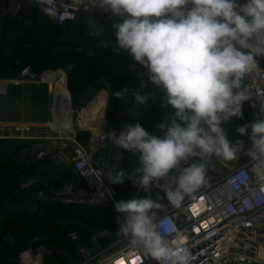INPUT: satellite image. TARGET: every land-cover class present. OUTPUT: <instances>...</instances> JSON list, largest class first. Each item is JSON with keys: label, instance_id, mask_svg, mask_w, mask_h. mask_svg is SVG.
I'll return each instance as SVG.
<instances>
[{"label": "clouds", "instance_id": "obj_1", "mask_svg": "<svg viewBox=\"0 0 264 264\" xmlns=\"http://www.w3.org/2000/svg\"><path fill=\"white\" fill-rule=\"evenodd\" d=\"M50 18H58L57 0H36ZM113 15L127 18L115 24L113 51H123L142 66L147 80L162 88L163 103L174 111L157 125L153 135L141 124L128 125L113 141L138 161L135 173L148 187L164 181L166 198L179 207L186 195L206 183L213 156L236 159L244 149L241 139H228L222 127L242 118L250 99L245 76L264 57V0H87ZM94 35L96 33H93ZM107 47V45H105ZM120 98L123 93H114ZM134 98L144 105L149 96L139 90ZM251 129L250 133L248 129ZM247 135V155L264 164V119L236 129ZM200 162L188 164L190 158ZM182 162L187 166H182ZM113 184L125 181V171L108 173ZM162 205L151 198L114 204L118 231L157 264H190L186 247H174L157 221Z\"/></svg>", "mask_w": 264, "mask_h": 264}, {"label": "rangeland", "instance_id": "obj_2", "mask_svg": "<svg viewBox=\"0 0 264 264\" xmlns=\"http://www.w3.org/2000/svg\"><path fill=\"white\" fill-rule=\"evenodd\" d=\"M34 17L43 24L48 23L40 6L33 2L0 0V38L3 36V30L8 25L12 26V30H17L20 27L27 29L32 24ZM12 23H18L19 25L14 26ZM116 31L117 29L113 23L105 21L98 14L81 15L78 25L59 32L53 30V33L58 34V53L56 55L52 50L53 55L47 59V61L50 62L51 60L52 62V66H48L47 70H61L66 76L67 87L68 83L69 86L72 84L71 74L74 68L72 64L85 67L83 78H80V73L76 70L73 75V82L76 86H79L75 96H71L74 111L92 102L98 93H105L107 95L104 110L107 121L106 134H108V130H111L109 134L112 137V132L115 129L117 132H121L131 124L132 114L150 113V109L152 110L153 106L158 105L163 100L161 93H159L163 92L162 88L147 80L146 69L136 64L123 51H113L115 47L113 43L116 42ZM15 56L9 57L10 62L15 60ZM261 65L264 67V58L261 60ZM106 69L117 71L120 74L127 73V71L131 73L128 72V78L120 81L117 78L103 74L102 70L105 71ZM8 75L6 72H0V80L12 78ZM117 82L124 85L118 90L123 93L120 98L114 95L117 92L115 90ZM137 90L141 93L145 91L149 99L153 100V103L151 105L136 103V106L132 107L131 102L134 98V92ZM153 90L154 93H152ZM159 110L160 115H156L154 119V135L157 136L161 135L157 125L164 121L162 107H159ZM118 115L121 118L116 121ZM76 119L77 116L74 115L73 122H75L74 125H76L78 131L79 124ZM252 120L253 118L249 117L241 125L235 124L234 121L233 125L227 122L228 125L224 128L227 131L231 128L233 130V132L227 133L228 139L232 141L236 139L243 140L245 143L244 149L237 154L236 159L231 161L213 156L206 173V183L192 194L206 188L240 163L251 159L247 155L250 140L247 135L238 136L236 129L246 123L250 124ZM248 132L250 133L249 129ZM75 139L84 148L90 149L92 156L98 162L100 152L104 150L103 146L106 141L104 143L92 141L87 133L80 134L79 131L76 132ZM15 142L29 144L34 141ZM42 150L46 153V158L43 161L35 159L39 166L35 170L26 172L25 175L21 174L20 178L10 179L12 186L8 188L9 190L3 191L5 195L0 196L3 197L0 198V205L3 204V208H1L3 212L0 211V240L3 238L1 236L9 235L10 230L15 229V224H12L8 228V233L4 231V221L9 217L5 216L4 213H16L17 211H26L30 217H37L36 219L42 217L38 221L43 225L45 224L47 230L53 232V236L52 238L47 237V234H42L39 231L24 233L27 236L20 243L22 247L19 249L20 244L16 243L15 239L9 235L4 241L2 240L6 244H2L0 241V264H95L118 250L117 248L123 238V234L118 231L116 222L118 217L109 205L92 195L87 180L77 176L72 171V174L67 172V170H70V168L68 169L70 166L67 160L69 150L66 145L60 150L59 156L53 159L49 147L45 146ZM35 155L34 157H36ZM131 157L134 158L132 153L125 152L122 164L117 169H113L111 166L103 167L107 180L110 179L108 175L110 170L113 174L120 169L125 171V181L123 183L113 184L108 181L118 202L147 197L160 203L162 207L171 205L166 198L164 181L159 182L158 185L153 182L148 187L142 185L139 174L134 171L138 164L131 162ZM193 162H200V158H190L187 163L191 164ZM182 166L187 165L182 162ZM130 181L133 184L132 187H130ZM206 184L207 186L204 187ZM190 195H186L184 200ZM51 199L56 201H51ZM48 204H53V206ZM53 210H58L60 213L58 217H47L48 212ZM103 210H106L107 214L100 216L103 215ZM154 211L157 215L160 213V209ZM16 227L18 226L16 225ZM16 250L17 253L14 256L6 260L3 258L4 253Z\"/></svg>", "mask_w": 264, "mask_h": 264}, {"label": "built area", "instance_id": "obj_3", "mask_svg": "<svg viewBox=\"0 0 264 264\" xmlns=\"http://www.w3.org/2000/svg\"><path fill=\"white\" fill-rule=\"evenodd\" d=\"M35 4L36 0H25ZM40 6L42 12L44 5ZM58 18H49L63 26L79 20L81 15L98 14L109 23H122L124 16L113 15L87 0H57ZM256 57V65L245 76L243 84L250 95L249 106L255 118L264 119V67ZM19 77L27 83L44 86L50 97L49 121L43 125L6 123L0 118L1 141H50L60 140L69 150V166L73 173L84 178L92 195L109 205L119 218L123 214L114 209L118 199L109 185L103 167L74 136V111L67 79L61 70H44L34 73L24 67ZM7 81L0 80V105L6 95ZM107 95L98 93L92 102L78 113V128L89 132L92 141L104 143V110ZM251 131V129L249 128ZM46 157L39 151L37 160ZM161 181L154 182L158 185ZM166 238L174 247H186L192 260L190 264H264V164L260 161H244L206 188L191 194L179 207H162L157 215ZM120 247V248H119ZM118 250L95 264H157L142 249L135 247L129 237L123 235ZM27 256V255H26Z\"/></svg>", "mask_w": 264, "mask_h": 264}, {"label": "trees", "instance_id": "obj_4", "mask_svg": "<svg viewBox=\"0 0 264 264\" xmlns=\"http://www.w3.org/2000/svg\"><path fill=\"white\" fill-rule=\"evenodd\" d=\"M36 17L33 18L32 24L27 28H17V30L13 29L12 26L8 25L3 30V36L0 38V72L1 73H8V77H15L24 67L29 66L34 73H39L41 71L47 70L48 66H52V62L50 60L47 61L48 58H50L53 54V51L58 53V34L56 32L62 31L64 29L76 26L79 24V20L72 24H66L63 26H58L54 24L53 22H48L47 24H37L34 20ZM112 24V23H111ZM118 23H113V25ZM14 26H18V23H12ZM56 32L53 33V30ZM17 53V54H15ZM12 55L15 56V60L10 62V58ZM73 65V71L71 74V82L72 84L68 83V90L70 92V96H75L77 88L79 86H76L73 82V75L75 73V70L80 73V78H83L85 67H80L78 65ZM23 66V67H22ZM21 67V69H20ZM51 69V68H50ZM103 74L108 75L113 78H117L120 81H123V79L128 78V72L120 74L117 71L113 70H102ZM131 73V72H129ZM79 78V79H80ZM118 84L115 85V90L118 91L122 85L120 82H117ZM147 91V89H146ZM155 91L153 90L152 93ZM160 95L163 99V92ZM142 94L147 93L145 91L142 92ZM161 103L156 106L152 107V110L150 109V117L152 118L151 121H149V118L147 116V113H141L142 115L139 117L138 121H135L134 119H131L130 125H135L136 123L141 124L142 127L147 130V127L155 122L152 121L155 119L156 115H160L159 107ZM28 143H21V142H15V141H1L0 142V196L5 195L3 194V191H6L8 188L12 186V183L10 182V179L14 178H20L21 174H24L30 170H35L39 165L37 162H34L31 166H25L24 164L18 162L17 155L18 152L26 146H28ZM125 152L128 153L127 150ZM43 161V160H42ZM71 168V167H70ZM72 171V170H71ZM73 172V171H72ZM9 190V189H8ZM1 199L3 197H0ZM2 201V200H1ZM50 206H53V204H48ZM3 204L0 205V211L3 212ZM60 213L58 210H53L48 212L47 217H58ZM106 210H103V215H106ZM5 216H9L7 220L4 221V231L6 233L9 232L8 228L15 224V229L10 230L8 233L12 238L15 239L16 243L20 244L23 242L24 238H26L27 232H34L37 231L41 232L42 234H47V237L52 238V231H48L45 224L43 225L38 220L42 217H38L39 219H36L34 217H30L29 214L26 211H17L14 212H8L4 213ZM20 215V216H16ZM16 225L18 227H16ZM50 233V236H49ZM9 235L1 236L3 237L0 241L2 244H6V242H3L6 238L9 237ZM22 235V236H21ZM3 240V241H2ZM22 245L18 247L21 249ZM17 253L16 251L7 252L4 253V259H9L10 257L14 256Z\"/></svg>", "mask_w": 264, "mask_h": 264}, {"label": "crops", "instance_id": "obj_5", "mask_svg": "<svg viewBox=\"0 0 264 264\" xmlns=\"http://www.w3.org/2000/svg\"><path fill=\"white\" fill-rule=\"evenodd\" d=\"M238 2L243 3L244 0H238ZM46 19L48 22L51 21L47 17ZM34 20L36 21L37 24H43L42 22H39L37 18H35ZM19 73L13 78L5 79V81H7V91L2 101V109L0 111L1 120L6 123H25V124H37V125H43L47 123L49 121L50 97L47 93L46 88L44 86H41L35 83H27V82L22 81L19 77ZM163 102L164 101L162 100L160 106L162 107V110L164 111L163 120H165L168 114L172 113L174 110L171 109V107L168 108V106ZM136 103L137 102L135 98H133L131 102V106L135 107ZM152 103H153L152 99H148L146 102L147 105L149 104L151 105ZM72 108H73V102H72ZM82 108L83 107H79L78 109H76L77 111H74L75 109L73 108L74 115L77 116L79 111ZM141 115H142L141 113L132 114V119H134L135 121H138ZM147 116L149 118V121H151L152 118L150 117L149 113H147ZM249 117L250 118L254 117V111L250 108L249 100H248L243 103L242 118L233 117L231 122L229 123L233 125V121H234L235 124L238 123L239 125H241L242 123H244V120L248 119ZM120 118L121 116L118 115L116 118V121H119ZM76 120H78V116ZM152 121H154V119ZM104 124H105L104 132L106 136V140H105L106 142L103 146L104 150L100 152L98 164L101 167L111 166L113 169H117L122 164V160L124 159L125 150L118 149L116 147L113 141V137L109 134L111 133V130H108V134H106L107 121H106L105 116H104ZM226 125H228L227 122H225L222 125V127ZM154 130H155V124L153 122L147 127V131L154 135L155 134ZM78 131L80 134L87 133L88 136L90 135L89 132H83V131L81 132L80 130ZM78 131L76 130V125H75L74 134L71 135L68 133V134H65V136L75 137L76 132ZM113 132H115L117 135L120 133V132H117L116 129ZM228 132H233L232 128L228 130ZM64 145L66 144H64L62 141L57 140V139L50 140V141L40 140V141L31 142L29 143L28 146H26V148L18 152L17 160L18 162L24 164L26 167L27 166L29 167L34 162L42 161V160H37L36 157H34V155L35 154L37 155L39 151H43L42 150L43 147L47 146L51 149V152H52L51 158L53 159L56 156H59V153H61L60 150L63 149ZM68 158H69V155L67 157V160ZM35 159L37 161H35ZM130 161L138 164V161L135 159V157L134 158L131 157ZM69 168L70 167H68V169ZM67 172L72 174L71 168L70 170H67ZM132 185L133 184L131 182L130 187H132ZM205 186H207V184L204 185V187ZM53 200L54 199H51V201Z\"/></svg>", "mask_w": 264, "mask_h": 264}]
</instances>
